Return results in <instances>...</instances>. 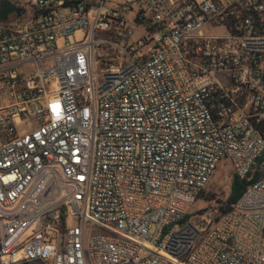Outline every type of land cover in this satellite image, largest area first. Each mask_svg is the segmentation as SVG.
I'll list each match as a JSON object with an SVG mask.
<instances>
[{"label": "built area", "instance_id": "2783aa9c", "mask_svg": "<svg viewBox=\"0 0 264 264\" xmlns=\"http://www.w3.org/2000/svg\"><path fill=\"white\" fill-rule=\"evenodd\" d=\"M4 1L0 264H264V0Z\"/></svg>", "mask_w": 264, "mask_h": 264}, {"label": "rangeland", "instance_id": "374dc122", "mask_svg": "<svg viewBox=\"0 0 264 264\" xmlns=\"http://www.w3.org/2000/svg\"><path fill=\"white\" fill-rule=\"evenodd\" d=\"M231 171L230 164L226 161H223L217 167L216 171L213 173L204 188L205 193H208L207 195H215L214 199L197 200L191 208V213L197 211L202 212L207 209H216L217 200H224L229 192L230 182L233 177ZM153 230L154 227L151 228V231Z\"/></svg>", "mask_w": 264, "mask_h": 264}, {"label": "trees", "instance_id": "16d2710c", "mask_svg": "<svg viewBox=\"0 0 264 264\" xmlns=\"http://www.w3.org/2000/svg\"><path fill=\"white\" fill-rule=\"evenodd\" d=\"M246 188V183L239 180L237 177L233 176L232 180L230 182L229 186V192L224 200H217V207L219 214H224L226 212H229L232 210L233 206L237 202V200L241 197L244 190ZM208 193H205L204 189L200 190L196 196V200H210L214 199L215 195H207ZM200 213L201 211L193 212L190 215H193L194 213ZM188 215L187 217H189Z\"/></svg>", "mask_w": 264, "mask_h": 264}, {"label": "water", "instance_id": "95a60500", "mask_svg": "<svg viewBox=\"0 0 264 264\" xmlns=\"http://www.w3.org/2000/svg\"><path fill=\"white\" fill-rule=\"evenodd\" d=\"M15 11L18 12L16 8H14L12 5H10L8 2L4 1L1 6V11H0V18L1 20H5L7 17V14Z\"/></svg>", "mask_w": 264, "mask_h": 264}]
</instances>
